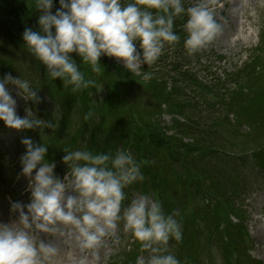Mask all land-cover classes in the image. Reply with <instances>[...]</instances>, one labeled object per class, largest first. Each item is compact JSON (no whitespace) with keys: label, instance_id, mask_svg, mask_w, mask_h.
Wrapping results in <instances>:
<instances>
[{"label":"clouds","instance_id":"obj_1","mask_svg":"<svg viewBox=\"0 0 264 264\" xmlns=\"http://www.w3.org/2000/svg\"><path fill=\"white\" fill-rule=\"evenodd\" d=\"M59 5L55 8L54 0H33V8L39 12V30L26 27L22 38L25 50L45 66L47 77L61 79L73 93L102 90L94 79L85 77L73 53L97 74L104 68V56L116 58L125 70L136 73L141 66L151 68L166 46L180 41L175 31L178 18L187 17L183 44L189 55L212 44L223 30L214 8L204 0L188 7L185 0H59ZM151 75L146 72L144 79ZM13 90L26 103L43 102L40 87L29 79L11 73L0 77V121L9 129H40L43 134L45 128L58 127V105L53 114L55 123L40 118L29 107L21 116ZM94 115L90 109L83 120L87 122ZM21 143L26 149L20 157L21 175L28 180L30 202H11V211L18 213V219L0 222V264H53L59 249L49 237L68 230L75 233L80 249L92 255L109 238L120 242L122 233L139 242L142 255L136 264H181L170 243L183 239L182 225L176 218L179 210L166 214L161 202L148 194L125 204V189L145 179L130 150L118 147L115 152H93L86 145L75 150L64 147L62 160L68 172L61 179L55 172L56 164L46 158L49 145L44 136L43 143L27 136ZM213 253L217 264H223L215 248Z\"/></svg>","mask_w":264,"mask_h":264},{"label":"rangeland","instance_id":"obj_2","mask_svg":"<svg viewBox=\"0 0 264 264\" xmlns=\"http://www.w3.org/2000/svg\"><path fill=\"white\" fill-rule=\"evenodd\" d=\"M190 1L194 4L201 2V0ZM204 2L214 8L216 19L223 27L222 33L204 51H214L216 54L228 57L226 64L220 63L219 68L227 67L230 60L232 63L240 64L257 46L261 32L264 30V0H204ZM110 59L122 65V62L117 61L116 58ZM13 97L17 100L15 96ZM18 105L17 100V108ZM163 118L168 124L170 117L164 116ZM27 184L28 180L25 177L18 182V186H27ZM138 194H135L133 198L139 196ZM245 196L249 212L247 228L252 237V243L246 244L247 246L251 245L249 247L250 260L252 263L264 264V186L250 189ZM29 202L30 192L28 191L23 203ZM6 207L7 203L0 192V222L6 224L15 222L18 219V213L14 214L12 211H8ZM121 235L120 233V242L113 238L107 239L95 255L80 249L76 235L71 230L66 231L64 235L58 234L55 237H49L59 249L58 257L53 264H81L82 260L85 261V264H111L113 258L120 260L118 255L122 256L124 253ZM129 237L130 235L126 237L125 241L122 238L125 245L131 244L133 241V239H128ZM130 248L132 249L133 245ZM216 254L222 258L223 264H225L222 251L217 249Z\"/></svg>","mask_w":264,"mask_h":264},{"label":"trees","instance_id":"obj_3","mask_svg":"<svg viewBox=\"0 0 264 264\" xmlns=\"http://www.w3.org/2000/svg\"><path fill=\"white\" fill-rule=\"evenodd\" d=\"M23 4L24 3L22 0H11L12 7L13 5H15L18 7L20 6L22 8ZM157 68L158 69H155L153 66L149 68L147 65H145L144 71L151 72L152 75L149 79L150 84H153L155 86L154 89L156 90V92L159 91V94L162 95L163 91H167L166 87L164 89L162 88L161 83L165 80H168V75L172 73V71H164L163 66H158ZM177 68L178 66L175 64L172 70L176 71ZM247 70L248 69H244L242 70V72L245 73L247 72ZM255 71L256 66H253L252 70H249L246 75H249L251 72ZM108 78L109 81L112 82V85L109 82L111 92H113L115 88L118 91H122L121 86L117 82V74L108 75ZM256 84L257 83L255 81H251L249 88H254ZM157 87L159 88V90ZM127 89L129 90L128 92L133 94V96L135 97L133 104L136 103V105H138V98H141L142 95L141 89L137 88V86L133 83L131 84L130 88L127 86ZM169 93L170 94L168 95L166 100L169 103L171 102V107L173 108V110H175V112L182 111L184 107L183 102L179 98L174 99L172 92ZM259 95L260 99H264V89L259 92ZM243 101L245 100L242 98V102ZM259 102L262 107H264V102ZM250 105L252 106L253 104ZM146 112L149 113L147 109ZM126 116H130L131 118H133V120L128 122L130 120L129 119L127 120V123H123V121L118 122L116 125V133H114V135L112 136L111 133L108 132V130H110V125L106 124L104 126L103 120H98L99 124L96 126V131L98 132L96 135H94V139L89 143L87 147L90 151L93 152H115V150L122 145L124 149L130 150L133 156H137L138 160L144 163L146 167V175H152L150 178L154 182H156L158 178L154 176L155 173L162 172L163 170H165L164 166L168 165V161L163 153V146H168L176 150L177 147L181 146L177 144L179 140L176 138H169L164 136L163 133L158 129V125L152 122V119L151 121H149L150 123L141 122L135 114L134 106L128 107ZM141 124L149 125L147 128H144ZM176 124V128L178 131L182 132L184 135L187 136L191 135L196 140V143H198L199 141H203L201 144L205 145V142H209V139H205L204 136H201L200 133L195 129V127L191 125H186L181 122H177ZM71 127L72 124L71 122H69L63 128L70 131ZM179 155L181 156V158L183 157L182 154ZM183 160L186 163H190V160L187 157H183Z\"/></svg>","mask_w":264,"mask_h":264}]
</instances>
